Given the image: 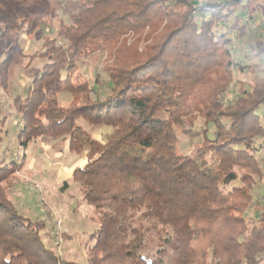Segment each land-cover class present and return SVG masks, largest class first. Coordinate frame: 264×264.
I'll return each instance as SVG.
<instances>
[{
  "label": "trees",
  "instance_id": "1",
  "mask_svg": "<svg viewBox=\"0 0 264 264\" xmlns=\"http://www.w3.org/2000/svg\"><path fill=\"white\" fill-rule=\"evenodd\" d=\"M256 11L264 22V0H0L5 94L23 36L42 41L32 56L45 60L9 107L19 146L64 142L88 157L61 186L78 187L97 225L88 264L264 263V196L252 193L264 178V74L236 80L258 63L236 57L225 30ZM245 29L236 39L253 34ZM89 64H99L92 79L76 84ZM179 134L202 141L183 153ZM25 156L0 159V264H75L11 194ZM258 204L260 215L246 216ZM151 240L155 258L142 254Z\"/></svg>",
  "mask_w": 264,
  "mask_h": 264
},
{
  "label": "rangeland",
  "instance_id": "2",
  "mask_svg": "<svg viewBox=\"0 0 264 264\" xmlns=\"http://www.w3.org/2000/svg\"><path fill=\"white\" fill-rule=\"evenodd\" d=\"M236 13L242 14L240 7L236 9ZM251 20H253L252 17ZM228 21L231 22L229 24L238 28L244 25L246 32L253 33L250 35L248 33L245 34V31H241L240 37L236 39V32L234 29L231 28L227 30L224 27L228 33L233 34L232 38L236 41L235 46L237 47L233 48L235 49V56L240 58L243 54H248L249 56L252 53L250 57L253 58H244L246 60L245 64L258 63V69L255 72L240 73L236 76V80L240 79L246 84H250L255 77L264 74V30L262 26L258 24L257 26L260 30H253L252 26L254 22H246L245 17L238 20V22L234 18H230ZM45 26H48V30L55 28L57 26L56 17L54 15H49V17L46 18ZM261 30H263V32H261ZM125 37L128 40H133L136 38V35L129 32ZM20 44L23 53L21 52L19 54L13 67L11 76L12 90L7 95L0 86V101L6 105V109L10 107L12 99L22 91L21 86L23 87L26 84V80L34 77L40 72L42 64L45 61L32 56V54L41 47L42 41H37L32 36H23ZM106 57L107 55L104 54L101 59L104 60ZM97 66H99V64L86 65L83 70L75 76V83L81 84L86 80H91ZM233 89L237 90L238 84H236V86L234 85L230 91ZM63 98L67 100L68 96H63ZM11 111L12 113L9 115V119L5 125L8 131L7 133L5 132L4 140L0 144V159H5L7 161L17 159V161L21 162L24 154H26V165L19 173L23 180L16 184L11 191L12 196L15 198V202L31 217L43 220L46 224V230L49 231L56 240L53 242L55 250H57L63 258H69L75 264H88L86 249L93 244V241H90V236L97 229V225L92 223L89 219L91 208L82 202V196L75 184H72L68 189L63 191L61 190L63 181L59 182L57 175L54 174L55 172L52 173L47 169L43 170L41 167L43 165L48 168L49 163H51L53 169L58 173L64 169L60 162L67 165V167L73 166L76 162V158L79 156H74L69 152L67 143H64L65 149L63 152H51L49 150V156L46 153L48 148L42 143L39 144L41 147L38 144H33L26 150H23V148L19 146L17 136V111ZM198 126L204 127L203 121L200 120ZM90 130L93 131L97 139L103 137L98 129ZM212 130L213 127L210 126L209 136ZM201 141L202 135L200 134L197 136L194 134L191 136L179 134L177 145L179 151L188 153L193 149L194 143ZM41 148L44 152L43 156L37 154L41 151ZM63 175L64 174H62V177ZM252 193L256 198H262L264 196V178L259 181L258 186H256ZM261 211H263V206L258 204L254 210L251 208L246 213V216L254 214L259 216ZM157 250V242L152 240L147 241L145 247L142 249V254L149 258H155L157 257Z\"/></svg>",
  "mask_w": 264,
  "mask_h": 264
},
{
  "label": "crops",
  "instance_id": "3",
  "mask_svg": "<svg viewBox=\"0 0 264 264\" xmlns=\"http://www.w3.org/2000/svg\"><path fill=\"white\" fill-rule=\"evenodd\" d=\"M253 20H251V21H253L254 23H256V24H258V25H261L262 26V29L264 30V22H263V17H262V15H261V12L259 11H256L254 14H253ZM229 23H231V22H229L228 21V24ZM231 28H233L234 29V31L235 32H239V29H240V27L238 28V27H235L234 25H231L230 26V28L228 27V28H226L227 30H230ZM260 29V28H259ZM250 30H252V29H250ZM254 30V29H253ZM263 30H261V32H263ZM228 32V31H227ZM229 36L232 38V36H233V34H230L229 33ZM238 36V34L236 33V37ZM43 144V143H42ZM39 145V144H38ZM45 147H47L48 149H47V151H46V153L48 154V156L50 155V152H49V150L52 152V151H54V152H59V151H64V149H65V144H64V142H56V143H52V144H43ZM40 147H41V145H39ZM49 152V153H48ZM38 155H44V152H43V150H42V148H41V151L39 152V153H37ZM51 156H52V154H51ZM37 157H39V156H37ZM37 159V158H36ZM54 159V158H53ZM55 160V159H54ZM57 161H58V163H59V160H58V158H57ZM56 161V162H57ZM76 162H75V164L73 165V166H69V167H67V165H65V164H63L62 162H60V164L63 166V170L62 171H60V172H58V173H56L57 171H55L54 169H53V167H52V165H51V163H49V167L48 168H46V167H44L42 164V169L44 170V169H47L48 171H51L52 173H54V174H56L57 175V177H58V180H59V182H61V181H64V180H66V179H69L70 178V176H71V174H72V172H73V170L76 168V167H79V166H84L86 163H87V161H88V157H87V155L86 154H84V155H81V156H79V157H77L76 158V160H75ZM51 167V168H50ZM40 168V167H39ZM62 174H64L63 175V177H62Z\"/></svg>",
  "mask_w": 264,
  "mask_h": 264
},
{
  "label": "built area",
  "instance_id": "4",
  "mask_svg": "<svg viewBox=\"0 0 264 264\" xmlns=\"http://www.w3.org/2000/svg\"><path fill=\"white\" fill-rule=\"evenodd\" d=\"M207 1H210V0H199V3L202 4V3L207 2ZM245 20H246L247 22L251 21V17H250L249 14H246V16H245ZM252 28H253V29H258L259 27L257 26L256 23H253ZM59 241H60V240H59Z\"/></svg>",
  "mask_w": 264,
  "mask_h": 264
}]
</instances>
